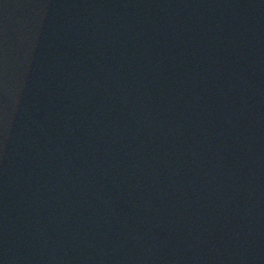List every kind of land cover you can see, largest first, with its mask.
Returning a JSON list of instances; mask_svg holds the SVG:
<instances>
[{
    "label": "water",
    "instance_id": "water-1",
    "mask_svg": "<svg viewBox=\"0 0 264 264\" xmlns=\"http://www.w3.org/2000/svg\"><path fill=\"white\" fill-rule=\"evenodd\" d=\"M0 264H264V0H0Z\"/></svg>",
    "mask_w": 264,
    "mask_h": 264
}]
</instances>
